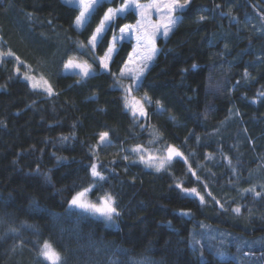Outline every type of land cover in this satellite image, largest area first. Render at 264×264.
<instances>
[{
	"label": "trees",
	"instance_id": "trees-1",
	"mask_svg": "<svg viewBox=\"0 0 264 264\" xmlns=\"http://www.w3.org/2000/svg\"><path fill=\"white\" fill-rule=\"evenodd\" d=\"M124 2L105 1L79 31L78 8L63 0H0V264H45V240L66 264H201L190 230L204 221L264 236V0H190L178 12L139 84L152 102L143 127L126 107L132 81L119 75L132 43L117 45L107 69L99 60L136 13L88 44ZM70 58L94 74L63 73ZM151 145L182 155L157 170L133 151ZM89 186L94 201L114 198L118 228L67 205Z\"/></svg>",
	"mask_w": 264,
	"mask_h": 264
},
{
	"label": "snow or ice",
	"instance_id": "snow-or-ice-1",
	"mask_svg": "<svg viewBox=\"0 0 264 264\" xmlns=\"http://www.w3.org/2000/svg\"><path fill=\"white\" fill-rule=\"evenodd\" d=\"M105 0H65V3L69 6H75L79 9V15L75 18V26L77 28L83 27L90 16L95 12V10L104 3ZM190 0H151V3L141 4L139 0H125L121 7L118 8H108L104 13L103 18L100 20L99 25L96 27L94 33L88 41V44L94 49L97 46V43L103 39L104 34L109 30L112 26L113 22L116 20L118 16L125 14L126 12L133 10L139 14L141 20L137 21L135 26L124 25L119 29L121 33V37L123 38V34H126L131 31L140 32L143 29V20L146 16L150 14V10H155L159 15L160 19L156 24L151 25V32H144L143 34H139L136 36L137 44L139 46H143L146 49V55L141 57L142 66L137 71H132L125 67V70L121 71V76L131 74L133 80H139V78L143 75L144 70L148 66V62L151 61L158 49L155 47V38L158 33L163 29L162 34L167 37L168 33L172 30V28L179 22V17L175 16L174 13L183 11L189 5ZM200 20H203L204 17H200ZM117 40V37L113 35L112 41L113 46H109L107 52L104 57L100 59L101 65L107 69L108 64L107 61L111 59V54L113 53L114 45ZM138 49L134 50L137 51ZM5 55L11 56L12 53H6ZM68 67H76L82 70L84 76H88L90 73V66L85 62L83 64L74 63L72 60L65 65ZM195 67V65H193ZM19 71V69H17ZM26 79L33 80V77H25ZM44 83H47L46 81ZM39 87V84L33 83V88ZM50 91V89H49ZM127 91H131V88L127 89ZM147 99V97H145ZM136 105H140L139 108L133 107V114L135 115L138 111L140 115H145L143 111V107L140 101H135ZM127 106V103H126ZM66 139V137H65ZM108 142V133H101L99 136V143L105 144ZM133 151H140L139 148L133 149ZM182 154L176 150L174 147H169L167 149V156L159 159V164L157 170H160L165 166L166 163L170 162L174 157L181 156ZM127 159V157H124ZM144 158L141 157V160ZM151 159V158H150ZM91 176L93 178H97L99 180H103L104 176L100 171L97 170L96 164L90 165ZM91 191V188H84L82 191L77 192L73 195L72 199L69 201L70 209L76 208L80 209L85 213H91L93 215H100L105 217L108 220H112L114 215H118L116 208L114 205V200L110 195L105 196L101 199L99 204L92 203L85 199L86 195ZM184 192L189 195H195L200 198L201 203L204 202V197L197 191L196 188H185ZM246 191H254L252 189ZM256 195H260L256 193ZM236 213L240 212V208L234 209ZM30 227V226H29ZM11 231H16L15 229H11ZM39 256L43 259L45 264H66L65 259L61 256L60 252H58L53 245L45 240L43 245L39 247ZM219 255H223L220 253ZM201 264H208L207 260L204 258L203 253H201Z\"/></svg>",
	"mask_w": 264,
	"mask_h": 264
},
{
	"label": "rangeland",
	"instance_id": "rangeland-1",
	"mask_svg": "<svg viewBox=\"0 0 264 264\" xmlns=\"http://www.w3.org/2000/svg\"><path fill=\"white\" fill-rule=\"evenodd\" d=\"M63 1L65 2V0H63ZM105 1H110V0H105ZM181 2H183V0H181ZM139 3L148 4V3H151V0H146V1L139 0ZM121 6L122 5H120V7ZM130 11H133V10H130ZM135 13L137 15V20H135L136 21L135 23L128 24L130 26H135L137 24V21L141 20V17L139 16V14L137 12H135ZM125 14H123V15H125ZM174 15L180 18L178 12L174 13ZM159 19H160V15L153 9V10H150V14L144 18L143 29L140 32H135V31L128 32L126 34H123V38H120L121 37L120 31L117 34H114L117 37V40H116L115 45H114L115 50L113 51V53L116 52L117 45L120 42L130 41V43H132V50H131L126 62L124 63V67L122 70H125L126 66H127V69L132 70V71H137L140 69V67L142 66L141 57L146 55V49L143 46L138 47L136 36L139 34H143L144 32H151V25L156 24L159 21ZM177 24L172 28V30L177 26ZM83 27L78 28L79 31ZM171 31L168 33V35L171 33ZM162 32H163V29H161V32L158 33L156 38H155V47L158 49V51H159V48L157 46V40L159 38H166L162 34ZM112 38H113V36H112ZM112 38H111L110 46H113ZM136 49H138V50L134 51ZM158 51L156 52L154 58L148 62V66L144 70L143 75L139 78V80L134 81L131 74L124 75L125 78H129L132 81V83H131L132 85L130 87L131 91L130 92L127 91V93L125 95L126 96V103H127L126 107H128V109L132 113L133 117H135L137 119V121H142V127L145 125H147V126L150 125L149 122H147V119H148L147 115L149 114V106L152 105V102L148 99L147 95L139 94L138 88H139V84L141 83V80L144 77L145 73H147V71L150 69L153 62L155 61V59L159 53ZM113 53L111 54V59L114 55ZM2 55H3V53L1 52V49H0V59H1ZM101 58H99V60ZM111 59L109 61H107V64H109L111 62ZM70 60H72L74 63H78V64L85 63L83 61H79L76 59L70 58ZM70 60H68L65 63V65L68 64V62ZM65 65L63 66L64 67L63 73H65V74H77L83 78H86V77L94 74V69L89 64L88 65L90 66V73L88 76H84L82 73V70L80 68H76V67L66 68ZM119 75L121 76V72ZM124 76H122V77H124ZM25 77L26 76H24V78ZM28 77L34 78L33 80H29V79L25 78V80H27L32 87H33L34 82L39 84V87H36L35 89L42 90L43 92H45L47 94L53 93V89H51L52 86H50V83L46 79H43V77H41L40 79H39V77L37 78V77L32 76V75H28ZM45 81L47 83H44ZM49 89H50V91H49ZM145 97H147V99H145ZM135 101H140L145 115H140L138 111L136 112L135 115L133 114V107H136V108L140 107V105L135 104ZM155 108H156V110H161L160 105H156ZM155 136H153L152 143H155L157 141V137H155ZM108 143H109V139H108V142L105 144H108ZM105 144H102V145H105ZM138 148L143 153L142 157L144 158V160L149 165H152V166L158 167L159 159H162V158L167 156V149H164V148L159 147L157 145H151V147H149V148H145L142 146L138 147ZM170 162H168V163H170ZM168 163H166L165 165H167ZM87 188H91V190H92L93 186H89ZM90 192L86 195L85 199L87 201L92 202V203L99 204L101 199L105 197V196H103L101 199H99V201L98 200L94 201L90 196V194H91ZM112 199L114 200L113 197H112ZM114 202H115V200H114ZM67 205L69 206V203ZM113 206L115 207V203ZM72 209H76V208H72ZM117 213H118V211H117ZM184 213L188 214V212H184ZM87 214L92 216V217H95L99 220L104 221L108 226H111L112 228H118L120 225L119 224L120 223L119 213H118V215H114L112 220H108L105 217L100 216L98 214L97 215H93L91 213H87ZM190 231H191V233H190V245L195 250V252H197L200 259H201V253H203V256L205 259H208L209 254H212L220 260H228V261L233 260L237 264H264V236H262L260 238L259 237H257V238L251 237V236L248 237V235H246L245 233L230 230V229H227V228H224V227H221L218 225H214V224H212L210 222H206V221H204L200 225V227H194ZM43 243L40 246H42ZM53 247H54V245H53ZM220 253H222L223 255H219Z\"/></svg>",
	"mask_w": 264,
	"mask_h": 264
}]
</instances>
